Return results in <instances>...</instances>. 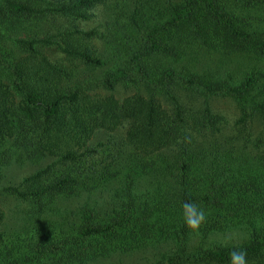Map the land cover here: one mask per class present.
Returning a JSON list of instances; mask_svg holds the SVG:
<instances>
[{"label": "trees", "instance_id": "trees-1", "mask_svg": "<svg viewBox=\"0 0 264 264\" xmlns=\"http://www.w3.org/2000/svg\"><path fill=\"white\" fill-rule=\"evenodd\" d=\"M234 249L264 264V0H0V264Z\"/></svg>", "mask_w": 264, "mask_h": 264}, {"label": "rangeland", "instance_id": "rangeland-1", "mask_svg": "<svg viewBox=\"0 0 264 264\" xmlns=\"http://www.w3.org/2000/svg\"><path fill=\"white\" fill-rule=\"evenodd\" d=\"M218 101H219L218 102V109L225 110L226 112H228V114H230V112L232 111V108H231L232 106H231L230 102L228 100H218ZM24 172H25L24 170L16 169L15 167H10V168L5 170V175H4L3 180H5L4 182H6V183H15L18 181V179L20 177H22L24 175ZM5 203H6L5 204L6 207H11L14 205L13 200H9L8 202L5 201ZM245 238L246 237L243 235L242 232L231 231V232H226L225 234H215V235L211 236L210 239L220 240L221 242H224V243L225 242H230V243H238L239 242L240 243ZM112 260H114V259H112ZM128 260H132V258H130ZM89 264H92V263H89ZM98 264H109V260L103 261L102 263L100 262Z\"/></svg>", "mask_w": 264, "mask_h": 264}, {"label": "clouds", "instance_id": "clouds-1", "mask_svg": "<svg viewBox=\"0 0 264 264\" xmlns=\"http://www.w3.org/2000/svg\"><path fill=\"white\" fill-rule=\"evenodd\" d=\"M181 216L184 225L192 231H197L205 218L204 211L191 202L181 204ZM229 264H247L245 252L232 250L229 254Z\"/></svg>", "mask_w": 264, "mask_h": 264}]
</instances>
